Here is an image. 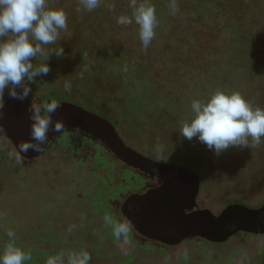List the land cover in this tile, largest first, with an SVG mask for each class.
Segmentation results:
<instances>
[{"label": "rangeland", "instance_id": "obj_1", "mask_svg": "<svg viewBox=\"0 0 264 264\" xmlns=\"http://www.w3.org/2000/svg\"><path fill=\"white\" fill-rule=\"evenodd\" d=\"M143 1L138 0V3ZM218 1L207 0L197 10L210 8L209 12H220L226 18L224 23L228 21L255 34L249 48L253 51L264 48V0H221L220 6ZM237 3H243V8L236 9ZM129 5L130 0H101L99 7L88 12L81 0H50L51 7L62 8L66 12L68 26L55 44L44 46L50 56L47 63L51 71L46 76H38L37 82L31 85L34 102L42 104L46 97L48 102L56 99L58 103H81L83 108L89 105L93 111L85 109L109 120L125 143L135 151L152 161L185 168L196 174L201 181L197 198L200 210H209L218 216L234 204L249 209L262 207L264 138L257 146H251L249 138L250 147L229 148L219 156L195 138L191 143H199L201 151L188 153L185 148L176 149L173 137L176 132L180 134V127L173 128L178 122L175 109L162 110L151 117L152 122L149 123L147 117H137L127 111L123 102L115 103L118 99L122 101L123 91L116 92L109 87L100 93L103 80L115 83L117 76L113 70L102 69L94 61L88 64L77 61V48L82 50L89 38L88 31L94 33L93 27L103 19L112 23L105 25L104 30L98 29L97 36L100 37H111L117 30L129 27L117 22L113 24L123 11L132 12ZM186 6L190 8V5ZM210 32L214 30L210 28ZM175 43L171 41L168 45L174 46ZM59 47L64 48L60 63L59 57L52 54V50ZM176 51L165 60L176 61L179 57ZM32 59L34 65L39 66L44 57ZM251 63L256 65L258 60H251ZM254 65H251L250 73L234 75L228 84L243 93L253 107L264 108V81L257 78L259 67ZM83 69L86 71L81 74H88L85 80L78 75ZM172 75L175 76L176 72ZM244 78L249 81H242ZM66 79L72 84L70 93L64 90ZM226 79L227 76L224 77ZM7 99L6 91L4 102ZM93 99L99 100L100 106ZM146 112V116H150V109ZM185 119L187 117L182 121ZM157 145L163 146V155L157 153ZM86 147L93 149L87 143L80 148L81 153L74 154L69 148L55 146L35 160L28 161L19 156L9 140L0 139V251L8 240L7 231L12 230L16 233V243L31 252L29 264H44L47 256L58 252H64L66 258L68 252L81 249L91 254V264H263L264 235L239 233L223 244L191 238L176 247H167L144 242L132 227L130 244L123 245L115 240L111 243L109 236L112 230L105 224L103 216L110 212L118 220H126L121 207L133 191L111 199V189L121 182L120 179L114 182L120 171H113L110 176L114 180H111L106 173L93 169L85 161L89 155H83ZM157 181L156 185L160 186V181ZM154 185L149 181L142 190L146 192L158 187ZM70 226H74L72 232L68 231Z\"/></svg>", "mask_w": 264, "mask_h": 264}, {"label": "clouds", "instance_id": "obj_2", "mask_svg": "<svg viewBox=\"0 0 264 264\" xmlns=\"http://www.w3.org/2000/svg\"><path fill=\"white\" fill-rule=\"evenodd\" d=\"M83 8L92 12L99 7L101 0H81ZM131 15H120L119 25L138 26L139 39L147 50L155 38L158 26L155 6L144 0H130ZM169 8L173 15L178 11L176 0H170ZM79 10V9H78ZM67 14L62 8L50 6V0H0V108L4 103L5 92L9 98L23 101L32 93L31 85L38 76H46L50 71L47 63L49 54L46 45L55 44L62 31L67 30ZM60 57L64 48L52 50ZM33 57H44L39 66L34 65ZM128 70L127 66L124 71ZM64 90L71 92L72 84L66 79ZM56 99L50 102L31 103L28 112L31 120L32 140L25 144L24 150L32 148L43 152L42 145L50 144L48 132L52 126V113L59 109ZM190 116L183 120L180 135L186 140H198L219 156L233 147L257 146L264 138V108L253 107L240 92L217 89L203 99H193ZM64 129L62 121H57L54 131ZM3 129H0L2 132ZM158 154H164L161 145L156 146ZM105 224L111 228L115 240L123 245L131 243L132 225L118 220L112 213L105 212ZM74 226L68 231L72 232ZM8 240L0 251V264H29L30 251H25L16 243V233L7 231ZM185 260L187 253H184ZM91 254L87 250L58 252L49 255L44 264H91Z\"/></svg>", "mask_w": 264, "mask_h": 264}, {"label": "trees", "instance_id": "obj_3", "mask_svg": "<svg viewBox=\"0 0 264 264\" xmlns=\"http://www.w3.org/2000/svg\"><path fill=\"white\" fill-rule=\"evenodd\" d=\"M206 1L176 0L179 11L173 15L169 8L170 0H148L155 6L158 26L155 29V38L147 50L143 48L135 23L128 25L126 29L117 30L111 37L97 36L98 29L104 30L105 25L112 23L103 19L93 27L94 33L88 31L89 38L84 42L82 50L77 48L76 59L83 64L94 61L100 68L114 71L117 76L115 83L103 80L100 93L109 87L116 92L123 91L122 101L118 99L116 104L123 102L127 111L137 117H147L149 123L155 114L173 108L178 114V122L173 128L181 127L182 118H188L191 114L190 104L193 99H203L217 89L238 91L228 82H231L230 78L234 75L245 76L250 73V67L254 65L251 60H258L254 65L259 67L257 78L264 81V48L253 51L248 47L255 34L228 21L224 23L226 18L220 12H209L210 8L206 11L197 10L200 4ZM220 1L217 2L218 5ZM186 5H190V8ZM236 5V9H242L244 6L243 3ZM121 15L130 16L131 13L123 11ZM210 28L214 32H210ZM171 41L176 42L174 46L168 45ZM175 50L179 57L176 61L167 62L166 56L172 55ZM59 59L58 63L62 62L61 56ZM125 66L128 68L126 72ZM173 70L176 72L175 76L172 75L175 73ZM82 71L86 70H81L78 75L85 80L88 74H81ZM226 76L227 79L224 80ZM207 81L212 83L208 84ZM242 81L249 80L244 78ZM93 101L100 106L99 100ZM85 108L93 111L89 105ZM147 109L151 111L150 116H146ZM175 135L173 145L176 149L185 148L188 153L200 150L199 143H191L192 140H186L178 132Z\"/></svg>", "mask_w": 264, "mask_h": 264}, {"label": "water", "instance_id": "obj_4", "mask_svg": "<svg viewBox=\"0 0 264 264\" xmlns=\"http://www.w3.org/2000/svg\"><path fill=\"white\" fill-rule=\"evenodd\" d=\"M32 102V94L23 101L8 97L0 108V129H3L0 139L9 140L19 156L28 161L40 157L51 144L42 145L43 152L32 148L24 150L23 146L32 140L28 112ZM59 104V109L52 113V126L48 132L51 142L65 131L79 130L101 140L120 161L160 181L156 188L128 196L121 207L125 219L143 237L177 246L191 238L223 244L239 233L264 235V205L249 209L234 204L218 216L209 210H200L197 198L201 181L196 174L146 158L125 143L109 120L82 106L67 102ZM57 121L64 124V129L59 132L54 131Z\"/></svg>", "mask_w": 264, "mask_h": 264}, {"label": "flooded vegetation", "instance_id": "obj_5", "mask_svg": "<svg viewBox=\"0 0 264 264\" xmlns=\"http://www.w3.org/2000/svg\"><path fill=\"white\" fill-rule=\"evenodd\" d=\"M43 100L44 103L48 102L46 97L43 98ZM80 134H83L84 137H82ZM87 143L91 145L93 149H89L88 147H86L84 149L83 155H89L87 159L85 157L84 158L87 163L92 165L93 169L100 170L106 173L107 176L111 178V180H114V177L112 178L110 174L113 171H120L119 175H117V178H115L114 182L117 179L118 180L120 179L121 182L118 184V186L115 189L114 188L111 189V199L112 198L116 199L121 193H125V192L127 193L128 191H133L131 192V195L138 193L140 194L145 193L144 189L142 190V188H144L146 185H149V181L152 184L155 185L157 184L158 182L157 178H154L144 172H141L139 170H136L128 166L124 162L117 159V157L104 145V143L101 140L94 139L79 130L63 132L56 138L55 141L51 142L49 148L55 146H63L64 149L69 148L71 149V152L77 154L78 152L81 153L80 148L85 146V144ZM48 149L46 151H48ZM119 188H121L122 190H118ZM137 236H139V238L144 242L147 243L149 242L155 245L161 244L159 242L149 240L146 237L140 235L139 233L137 234ZM109 237L111 239L110 242L112 243L115 240V238L112 234ZM167 247H176V246L167 245Z\"/></svg>", "mask_w": 264, "mask_h": 264}]
</instances>
